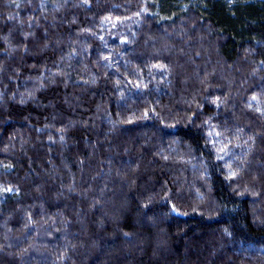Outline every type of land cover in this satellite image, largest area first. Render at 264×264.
I'll return each instance as SVG.
<instances>
[{
  "label": "trees",
  "instance_id": "trees-1",
  "mask_svg": "<svg viewBox=\"0 0 264 264\" xmlns=\"http://www.w3.org/2000/svg\"><path fill=\"white\" fill-rule=\"evenodd\" d=\"M0 264H264V0H0Z\"/></svg>",
  "mask_w": 264,
  "mask_h": 264
}]
</instances>
